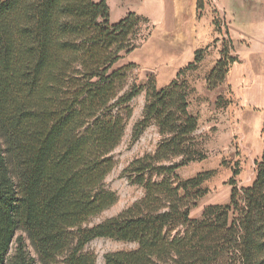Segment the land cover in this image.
I'll return each instance as SVG.
<instances>
[{
    "label": "trees",
    "instance_id": "trees-1",
    "mask_svg": "<svg viewBox=\"0 0 264 264\" xmlns=\"http://www.w3.org/2000/svg\"><path fill=\"white\" fill-rule=\"evenodd\" d=\"M146 21L128 12L111 23L106 0H0V264L14 241L12 264H32L21 231L46 263L65 254L68 264H96L81 249L107 237L136 247L106 253L104 264H264V122L252 183L238 186L235 169L228 202L191 217L212 172L177 173L205 157L195 149L198 117L188 108L194 87L182 76L198 68L205 47L166 86L153 76L129 84L136 65H114L150 34L139 36ZM221 51L205 77L209 90L238 60ZM143 90L132 138L151 124L162 138L124 174L144 194L84 226L117 201L104 180L132 115L129 102Z\"/></svg>",
    "mask_w": 264,
    "mask_h": 264
},
{
    "label": "rangeland",
    "instance_id": "rangeland-1",
    "mask_svg": "<svg viewBox=\"0 0 264 264\" xmlns=\"http://www.w3.org/2000/svg\"><path fill=\"white\" fill-rule=\"evenodd\" d=\"M224 1L222 5L216 0H200L197 15L207 17L216 37L205 46L204 55L208 53V57L201 71L190 69L182 76L194 87L189 101L191 111H196L198 117V128L194 132L195 149L205 157L178 168L177 173L182 179H187L199 172H212L201 185L207 192L190 209L191 217H200L201 210L208 204L228 202L232 188L229 180L235 169L239 170L234 177L238 186L250 185L255 178V161L260 158L263 149L264 0ZM151 27L148 19L141 23L139 36L146 35ZM146 38L139 40V45ZM223 47H227L230 55L236 56L238 60L231 64L222 84L209 90L204 79L221 57ZM123 62L119 60L114 68L123 65ZM135 69L130 71L129 84L133 81L144 84L148 79L142 81ZM219 95L221 98L217 101ZM144 101L143 90L129 102L132 115L120 143L111 152L115 164L104 183L107 189L117 194V201L91 217L84 226H92L117 215L144 194L143 187L131 183L124 174V168L133 159L153 153L162 138L153 124L146 127L137 138H132V128L141 118ZM18 234L24 237V250L28 257L33 258L32 264H68L65 254L51 263L42 261L26 233L21 231ZM135 247L136 244L132 242L96 237L87 242L81 252L94 254L95 263L104 264L106 253ZM15 249L14 241L4 264H12Z\"/></svg>",
    "mask_w": 264,
    "mask_h": 264
},
{
    "label": "crops",
    "instance_id": "crops-1",
    "mask_svg": "<svg viewBox=\"0 0 264 264\" xmlns=\"http://www.w3.org/2000/svg\"><path fill=\"white\" fill-rule=\"evenodd\" d=\"M216 1L225 4L224 0ZM106 3L111 23L119 21L128 12H135L151 23L146 40L124 53L119 60H124L123 64L134 63L142 81L153 76L158 88L168 85L182 67L193 61L195 50L209 45L216 37L207 17L197 15V0H106ZM207 57L208 53L198 71ZM188 108L197 114L191 111L190 103Z\"/></svg>",
    "mask_w": 264,
    "mask_h": 264
}]
</instances>
